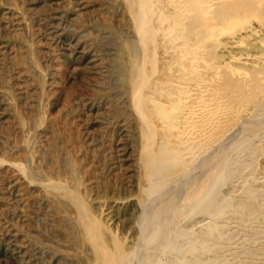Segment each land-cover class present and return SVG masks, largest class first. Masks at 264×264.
I'll use <instances>...</instances> for the list:
<instances>
[{
  "label": "rangeland",
  "instance_id": "1",
  "mask_svg": "<svg viewBox=\"0 0 264 264\" xmlns=\"http://www.w3.org/2000/svg\"><path fill=\"white\" fill-rule=\"evenodd\" d=\"M127 2L0 0V264H103L136 236Z\"/></svg>",
  "mask_w": 264,
  "mask_h": 264
},
{
  "label": "bare ground",
  "instance_id": "2",
  "mask_svg": "<svg viewBox=\"0 0 264 264\" xmlns=\"http://www.w3.org/2000/svg\"><path fill=\"white\" fill-rule=\"evenodd\" d=\"M127 3L144 180L103 264H264V0Z\"/></svg>",
  "mask_w": 264,
  "mask_h": 264
}]
</instances>
